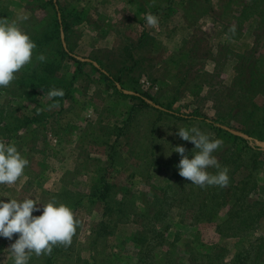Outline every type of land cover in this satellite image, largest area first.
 I'll return each mask as SVG.
<instances>
[{
    "label": "rangeland",
    "instance_id": "rangeland-1",
    "mask_svg": "<svg viewBox=\"0 0 264 264\" xmlns=\"http://www.w3.org/2000/svg\"><path fill=\"white\" fill-rule=\"evenodd\" d=\"M0 19L36 44L0 86V139L29 161L0 199L79 220L28 264H264V0H0ZM192 126L221 138L227 185L179 173Z\"/></svg>",
    "mask_w": 264,
    "mask_h": 264
},
{
    "label": "clouds",
    "instance_id": "clouds-1",
    "mask_svg": "<svg viewBox=\"0 0 264 264\" xmlns=\"http://www.w3.org/2000/svg\"><path fill=\"white\" fill-rule=\"evenodd\" d=\"M146 22L155 25L158 19L154 14L148 13ZM235 29L236 26L232 25L231 30L234 32ZM35 47V41L18 22L0 19V86H7L15 79L16 73L31 61ZM38 59L45 60V54L40 53ZM63 94V89L58 88L48 92L49 97ZM178 135L194 143V147L190 149L191 156L186 154L183 144L173 145V149L181 154L177 165L179 173L201 187L227 185L228 169L226 166L221 167L214 155L222 144L221 138H213L212 134L196 126L180 127ZM28 163L27 157L14 141L5 142L0 139V184H14L22 176ZM210 167H215L218 171L210 172ZM41 205L40 214H33ZM78 224L79 220L75 218L71 206L54 196L47 201H41L31 194L22 199H0V236L11 239L14 233H18L7 248L13 264H28L33 252L36 255L48 254L57 243L69 245Z\"/></svg>",
    "mask_w": 264,
    "mask_h": 264
}]
</instances>
